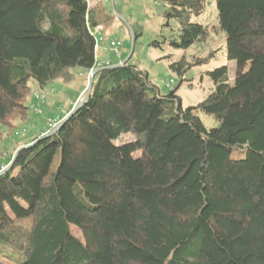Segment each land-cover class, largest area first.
Masks as SVG:
<instances>
[{
	"label": "trees",
	"instance_id": "obj_1",
	"mask_svg": "<svg viewBox=\"0 0 264 264\" xmlns=\"http://www.w3.org/2000/svg\"><path fill=\"white\" fill-rule=\"evenodd\" d=\"M214 1L233 81L226 65L207 71L211 92L184 108L182 61L166 94L129 60L98 72L81 106L18 145L33 143L0 175V264H264V0ZM164 2L169 34L150 47L208 40L193 20L205 0ZM100 24L87 0H0V126L27 119L30 83L76 70L87 83Z\"/></svg>",
	"mask_w": 264,
	"mask_h": 264
},
{
	"label": "rangeland",
	"instance_id": "obj_2",
	"mask_svg": "<svg viewBox=\"0 0 264 264\" xmlns=\"http://www.w3.org/2000/svg\"><path fill=\"white\" fill-rule=\"evenodd\" d=\"M164 3V0H114L113 8L111 4H104L103 11L108 19L105 17L103 21L105 33L100 34L103 35L107 46L109 40L112 39L123 43L120 51L121 57L118 61H113L114 65L128 58L132 39L131 27L140 29L141 36L137 38L134 44L129 63L146 71L149 80L161 94H166L170 90L165 86L169 81H173L172 87L179 84L181 77L170 68V64L182 61L186 71L183 74L184 80L181 82L177 94L185 108L201 102L211 92L213 85L206 74L207 71L226 65L228 78L232 82L236 65L234 61L226 57L224 36L216 27L217 10L214 0H205L204 12L193 18L194 21L205 25L209 31V37L205 43H194L186 50L174 49L170 46H163V49L150 47L148 45L150 40L169 34V28L164 25L165 19L162 16L165 10ZM171 25L173 26L172 22ZM108 55L109 53L98 50L96 57L101 59ZM207 57H209L207 62L198 65L193 64L196 60ZM191 63L193 65L189 67ZM75 74L76 78L67 83L56 80L44 89L38 88L35 83H30L32 97L30 96L27 101L30 107L27 119L13 121L11 128L0 126V154L3 155L4 161H7L14 154L18 145L26 143L36 134L45 130L49 131L48 124L52 120L62 118L70 108L74 107L75 104L73 105L72 102L79 98L78 85L81 81L84 82L78 77L81 74L80 70H76ZM33 94L43 96L45 103L40 104L38 100L33 98ZM196 115L206 128L215 125V121L210 116L201 112H197ZM22 130L24 132L21 135H14L15 131ZM130 139L129 136H124L121 141Z\"/></svg>",
	"mask_w": 264,
	"mask_h": 264
},
{
	"label": "built area",
	"instance_id": "obj_3",
	"mask_svg": "<svg viewBox=\"0 0 264 264\" xmlns=\"http://www.w3.org/2000/svg\"><path fill=\"white\" fill-rule=\"evenodd\" d=\"M103 4H111L112 3V0H100ZM88 2V1H87ZM101 33V27L97 26L93 29V35H94V38H95V46H96V50L99 49L100 47V43H102L104 41V38L103 36L100 34ZM123 47V43L121 41H118V40H109V43H108V50H109V55L105 58V60L103 61H98L96 60V64H95V67L96 68H102V67H107V66H111L113 65V61L114 60H119L120 59V55H121V48ZM173 81H169V83H167L165 86L167 88H170L172 87L173 85ZM33 98L40 101L41 103L45 102V99L43 96H40L38 94H33ZM35 108V107H33ZM60 120L59 119H54L52 120L48 126L50 129H52L53 127L57 126L59 124ZM24 132V130L22 131H15L14 132V135L15 136H19L21 135V133ZM5 165H0V171L5 169Z\"/></svg>",
	"mask_w": 264,
	"mask_h": 264
},
{
	"label": "water",
	"instance_id": "obj_4",
	"mask_svg": "<svg viewBox=\"0 0 264 264\" xmlns=\"http://www.w3.org/2000/svg\"><path fill=\"white\" fill-rule=\"evenodd\" d=\"M124 23H126L124 20H122ZM133 48H134V37H133V33H132V39H131V47H130V53L128 55V58L126 60H124L123 62H119L117 64H114V65H111V66H107V67H102V68H95L91 71H89L88 73V76H87V86H86V89H85V92L83 93V97L74 105V107L69 111V113L61 120V122L53 127L52 129H50L49 131H47L46 133H44L43 135H41L39 137V139H44V138H47L49 137L50 135H52L60 126V124H62L66 118L68 116H70L71 114H73L80 106L81 104L84 102L85 98L88 96V94L90 93L91 91V88H92V84H93V78L94 76L100 72V71H104V70H112V69H116L124 64H126V62L130 59L131 57V54L133 53ZM33 144V143H32ZM30 144V145H32ZM30 145H26V146H23V147H20L16 152L15 154L12 156L11 158V161L8 163V165H6L5 169L1 170L0 171V175L5 173L7 170H9L11 168V165L13 164L14 162V159H15V156L17 154V152L21 149V148H24V147H27V146H30Z\"/></svg>",
	"mask_w": 264,
	"mask_h": 264
},
{
	"label": "crops",
	"instance_id": "obj_5",
	"mask_svg": "<svg viewBox=\"0 0 264 264\" xmlns=\"http://www.w3.org/2000/svg\"><path fill=\"white\" fill-rule=\"evenodd\" d=\"M88 1V6L90 9H92L95 13H96V19L98 21H100L102 24L98 25L99 27H101V33H105L104 28H103V21L104 18L106 17L105 13L103 12L104 8H103V3L100 0H87ZM104 31V32H103ZM103 36V35H102ZM104 38V37H103ZM98 50L103 51V53H109L108 50V46L107 43L104 39V41L101 43L100 47ZM98 50H96V55L98 53ZM108 51V52H107ZM107 57V56H106ZM105 57V58H106ZM105 58H101L98 59V57H96V60L98 61H103L105 60ZM82 75V74H81ZM80 80H83V77L80 76ZM84 81V80H83ZM85 82V81H84ZM84 82H80V85H78V91H79V98L77 100H74L72 103L73 105L77 103V101H79L82 97H83V93H84V89H85V84ZM4 162L3 157H0V164Z\"/></svg>",
	"mask_w": 264,
	"mask_h": 264
}]
</instances>
